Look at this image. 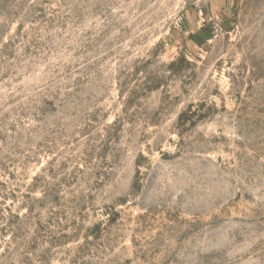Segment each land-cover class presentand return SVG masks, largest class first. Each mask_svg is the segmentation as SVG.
I'll return each mask as SVG.
<instances>
[{
    "label": "rangeland",
    "instance_id": "374dc122",
    "mask_svg": "<svg viewBox=\"0 0 264 264\" xmlns=\"http://www.w3.org/2000/svg\"><path fill=\"white\" fill-rule=\"evenodd\" d=\"M0 264H264V0H0Z\"/></svg>",
    "mask_w": 264,
    "mask_h": 264
}]
</instances>
